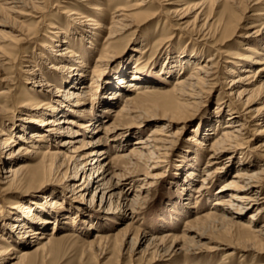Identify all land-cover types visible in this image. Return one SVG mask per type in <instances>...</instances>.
<instances>
[{
  "label": "rangeland",
  "instance_id": "obj_1",
  "mask_svg": "<svg viewBox=\"0 0 264 264\" xmlns=\"http://www.w3.org/2000/svg\"><path fill=\"white\" fill-rule=\"evenodd\" d=\"M34 1L0 0V91L7 92L0 94V133L11 135L16 141L12 150H16L24 142L18 135L27 137L35 129L30 122L37 119L40 109L49 113L53 106L61 108V102L68 104L64 100L68 72L60 70L66 58L52 55L49 46L57 54L70 49L75 55L68 61L70 66L79 68L84 61L82 83L87 85L91 80V86L86 88L90 99L82 107L72 105L76 112H56V118L65 116L73 121L65 124L77 133L73 139L76 142L69 145L61 144L70 137L63 132L57 138L37 141L41 154L15 158L8 156L3 146L6 135H0V235L7 240H0V245L13 244L18 250L27 251L19 258L20 264H264V244L259 241L249 249L254 242L248 238V229L241 225L250 220L251 227L263 225L264 209L254 219L250 216L257 206L239 218L233 213L236 209H225V204L216 203L226 195L217 188L240 168L241 159L251 168L264 167V145H260L264 143V131L255 132L262 129L256 122L264 121V74L255 83L259 88L245 106L246 121L241 118L242 104L225 92L231 78L246 74V68L256 70L262 66L256 61L264 60V0ZM137 2L143 5L134 9ZM117 6L140 14L124 22L122 26L126 27L110 40L104 38L103 30H83V19L87 18L109 24ZM58 34L65 42H52ZM214 53L217 78L202 87L194 104L171 115L165 108L175 97L172 88L176 79L193 72L196 64ZM27 69H35L34 73L45 78L56 94L52 95L50 88L34 86ZM123 72L129 74L123 77L124 92L109 98L113 92L111 84ZM136 77L142 85L139 94L128 87ZM126 94L135 97L138 109L146 114L139 119L134 118V113L123 115L120 123L111 128L103 142L108 147L107 159L137 146L133 143L135 138H145L153 127H159L163 122L160 116H164V121L172 120V135L164 144H156L158 149L149 148V156L145 148H137L143 154L140 158L134 156L132 165L126 159L115 160L117 171L124 173L119 187L128 189V196L135 193L138 201L133 212H108L107 203L90 199L95 185L86 195V191L78 192L72 187L83 178H71L74 162L68 157L83 156L95 148L86 146V141L96 135L91 131L111 122L109 109L119 108ZM37 106L40 108L35 109ZM232 111L237 114L236 120L246 124L245 136L249 135L250 140L234 146L226 168L206 177L207 183H202L205 188L195 192L203 173L221 163L222 158H209L206 144L219 133ZM53 113L45 119L55 117ZM256 113L262 116L253 118ZM56 150L66 154V165L49 169L53 162L50 154ZM41 155H45L44 159ZM19 161L28 164L29 174L35 167L42 172L19 183H5L3 172ZM190 170H194L193 175ZM262 178L264 186V175ZM26 204L33 215L15 209ZM209 210L210 217L195 219ZM18 216L27 227L38 229L46 237L53 229L50 241L42 239L46 243L39 248L33 244L25 246L24 242L31 239L24 237V227L17 226Z\"/></svg>",
  "mask_w": 264,
  "mask_h": 264
},
{
  "label": "bare ground",
  "instance_id": "obj_2",
  "mask_svg": "<svg viewBox=\"0 0 264 264\" xmlns=\"http://www.w3.org/2000/svg\"><path fill=\"white\" fill-rule=\"evenodd\" d=\"M27 1L33 2L34 0H27ZM10 4L12 3H9V5ZM142 5L143 3L137 2L135 3V5H133V8L137 9L139 6H142ZM97 9L101 10V7H98ZM113 11L115 14L112 15L111 13L112 19L109 21V24H102V23L97 22L94 19H88V18L86 20L83 19V23L85 24L83 30L85 29V27H88L91 30L92 29L93 30H96V29L103 30L105 31L104 38L107 40L108 39L110 40L113 38L115 34H117V32L122 30V27H126V25L122 26L124 25V22L140 14V12L138 13V11H132L131 9H128L123 6H117L115 10ZM85 21H89V22L86 23ZM226 28L224 30H226ZM87 29H85V31H89V32L91 31ZM61 36L62 35L60 34L55 35L53 37L55 40H52V42L53 41L65 42V39H61ZM83 36L84 35L82 34V37ZM250 48L251 47L246 46L245 49L250 50ZM49 51L52 53V55L53 53H55L54 55H59V56L65 55V57L63 58L67 59V60L65 59V62H62L63 64H61L60 70L61 71L67 70L68 72L66 76L67 79L65 82L68 88H66L64 91V100L67 101L68 104L65 105V103L61 102L63 104L61 105V108H58V107L55 108L53 106L52 108H49L48 110L49 113H45L43 112V110L40 109L38 112H41V113L39 115L37 114L36 116L37 119H34V121L30 122L31 124L30 127H33L35 129H32L33 131L27 137L25 136V134L18 135L19 139L22 142L24 141L25 143L23 142L17 145L16 150H12V146L15 145L16 141L10 137L11 135L8 136L3 131H1L0 135H6L3 141V146L5 150H7L8 156H12L15 158H19L20 156H22L21 158H24L25 156L34 157L36 153L38 154L40 153L39 149H37V146H36L37 141H41L44 138H49V137L57 138V136H60L63 132H65V134H67V136H70V137L64 138L63 141L61 142L62 145H69L72 142H76V140L75 141L73 140L74 136L77 134L76 131L71 127L65 126V124L73 123V121L69 118H66L65 116L59 117V118H56V116L59 113L64 114L67 112H76L74 109L72 111V108H71L72 105L75 107L84 106L89 101L88 99H90L88 98V90L86 88L90 87L92 83H91V80H89V83H87V85H84L82 83L83 82L82 78L84 76L83 75L84 70L82 68L85 67L84 61H81L79 68L68 65V61L70 60V58L75 57L74 53L70 49L66 48V50L58 52L57 54L56 49L52 46H49ZM57 51H60V50H57ZM66 55H68V57ZM214 58H215V53L211 55V57H208V59H206L204 62L198 65L196 64L195 70H193V72H191L190 74L186 76H184L185 74H183V76L181 75L179 79H176V81L174 80L175 87H173L172 89H173V93L175 97L173 98V101L169 100L166 103L167 105L165 108L166 110H168V112H170L171 115L179 114L182 112V110L185 107H187V105L194 104L199 98V93L201 92L202 87L206 86L207 84H209L210 82L214 81L217 78L216 71H215V65L213 64ZM256 62L262 66L258 67L256 70L255 69L251 70L249 68H246L244 70L242 69L243 71L247 73L243 75L238 74L234 78H231L226 88V91H225L228 97L237 98L236 100H239V103L242 104L243 107L240 109L241 111L240 113L242 115L241 118H244L243 121L247 120L246 116L244 115L248 113V112H244L245 110H247L245 106L248 103H250L252 94L255 93V91H257V88H259L255 86V83L259 80V77L264 74V60H257ZM26 71L29 74H31L30 79L32 80L31 83L34 86H37L41 89L50 88L49 92H51L52 95L56 94L57 90L51 87V85L48 82H46L47 80H45V78L41 79V76L39 73L35 74L34 73L35 69H31V70L27 69ZM96 71L98 70H95L94 72ZM229 72L234 74L235 70L229 69ZM126 75L127 77L129 76V74L123 72L122 75L119 76V80L111 84L113 92L111 93L112 96H110L109 98L113 99L116 96L124 92V89L122 87V81L124 79L123 77H125ZM136 79L137 80L132 81L133 84H131V80H130V82L128 83V87L130 91L135 92L136 94H139L142 88V85L139 83L140 80L138 79V77H136ZM79 82H81L80 86L77 85V83ZM242 84H245V85L242 87H239V85H242ZM5 93H7L5 90L0 91V94H5ZM135 99H136L135 97H131L130 95L126 94L125 96H123L122 104L119 108L117 107L115 109L114 108L109 109L108 113L112 115L111 122H108L107 124L103 123L102 126H97L96 129L91 131V133L96 134V135H93L92 138L86 141V146H90V147L95 146L94 149H92L91 151H89L87 154L83 156L75 155V156L68 157L69 158L68 161L72 160L74 162L71 166L73 167L72 169L74 170V176L71 178L74 179L80 176L83 178L81 182H74V184H72V187L78 192L85 193L86 191L85 193L86 195L87 192L90 191V189L95 185L93 187L94 191L91 193L90 199L95 200L96 198H98L101 203L102 202L107 203L108 212L111 210H119V209L120 210L123 209V211L127 209L133 212L134 206L136 205L138 201L137 195H134L135 193L131 196L130 195L128 196L126 195L128 192V189L123 190L122 188L119 187L120 181L123 180L124 173L122 174L117 171L118 167L115 164V160L120 159V158L126 159V161L132 165L133 162H131V159H133L134 156L139 157L143 154L142 151L137 150V148L139 149L145 148L149 156L152 153L150 152L149 148H151V150L158 149L159 146L157 145L164 144L166 142V138L172 135V132L170 130L172 120L168 119L167 121H164L166 120L164 116H160L159 118L163 120V122L162 124H160V126L158 125L159 127H153L149 131L150 133L145 138H141V137L137 139L135 138L133 143L137 146L131 147L126 153H121V154L118 153L119 155H116L112 158L107 159L108 158V155H107L108 147L103 142H105V140L107 139L106 135L111 130V128H113L117 123H120L121 118L124 117L123 115L134 113L135 114L134 118L139 119L144 114H146V112H144L145 110L143 111V110L138 109V106H137L138 102ZM174 102H176V104ZM173 103L175 107H172ZM38 108H40V106H37L35 109H38ZM56 112H59V113L56 114ZM50 113H53L55 117H48L47 119H45V116H48V115L50 116ZM257 113H259V111ZM236 115L237 114L235 111H232L231 113H229L228 116L226 117V123L222 125L223 127L220 129L219 133L214 135L212 140L206 144L207 151L209 152V158L215 159V160H217L218 158L219 159L222 158V160H221V163L219 162V165L217 167L214 166L209 171L203 173V175L199 179L200 183L198 184V187L195 192H201L205 188V183H207V180H208L207 178L212 176L211 174L215 172L216 173L222 172L226 168L227 162L232 157L231 150L234 148V146L246 143L248 140H250V138H248L249 135L245 136L246 128H247L246 124L242 122L240 119L236 120L237 119ZM260 116L262 115H259V114L253 115V118H258ZM135 119H131V120H135ZM256 123H257L256 125L262 126V129H256L255 132H258V133L263 132L264 131V121L256 122ZM92 124H90L89 126H91ZM100 132L103 134H101ZM148 141L151 142V144L149 143L150 145L147 144ZM28 142L30 145H26L28 144ZM199 144L201 145L205 143L199 142ZM260 145H264V143ZM42 152H43L42 154H46L45 152H48V150L42 151ZM71 152H75V150ZM50 155L52 157L51 162L52 160L53 162L50 164L51 166H49V169L53 167H56L57 169H59L60 167L66 165V162H65L67 159L66 154H63L61 150H56ZM43 157H45V155L44 156L41 155V158ZM90 158H91V162H90ZM206 164L208 163L206 162ZM238 166L240 168L234 170L233 173H231L230 177L219 188H217V191H220L223 194L225 193L226 195L223 198H221V201L220 199H218L216 203L225 204V209H229V210L230 208L236 209L237 211L235 210L233 211V213L239 216V218L240 216H243L248 210L253 209L257 206V209L256 210L254 209L255 211H253L250 216L251 219H254V217H256V215L261 213L264 209V186L262 185V181H263L262 175H264V167H261L258 169L251 168L250 166L243 164L242 159L240 160V163ZM35 168H34L35 171L34 169L32 171L30 170L31 172L29 174L28 164H26L25 161H19L15 166H8L3 172L4 176L2 178L4 180H7V182L5 183H19L20 181H23L24 179L34 177L40 169V168L38 169L37 167ZM40 171L42 172V170ZM189 172H190L189 173L190 175L194 174V170H190ZM145 176H149V175L145 174ZM203 182L205 183L202 184ZM135 191H139V189H135ZM15 209L20 210L22 214L24 215H33L32 213L33 211L30 210V206L27 204L18 205L17 208ZM211 214L212 212L211 210H209L208 212H206L205 214H202L201 216L199 215L195 216V219H200L203 216L210 217ZM21 216H18L15 219L16 220L15 222H20L19 225L17 226L24 227V231H23L24 237L31 239L30 242H27V241L24 242L25 246H27L28 244H33V245H36V248H39V247L44 246L46 243V242H43L42 239H45L48 241L50 238H52L51 234L53 232V229L50 232L51 234H48V236L46 237V235H44V233H40L38 229H31L30 228L31 226L27 227L26 223L23 222ZM201 221H202V218H201ZM252 224H253L252 220H250L249 223L248 222L245 223L244 225L241 224L243 227L248 229L249 240L251 241L253 240L254 242L253 246H249V249L253 248L256 245V243L260 244L259 241H261L264 244V224L261 226L259 225V227L257 228L251 227L253 226ZM0 240H6V239L5 237L0 235ZM160 240L161 239H159V241ZM261 249H264V248H261ZM26 252L27 251L18 250V248L15 247L13 244L5 245V246L0 245V264H20L19 258L22 255L26 254ZM12 259H15V261H12Z\"/></svg>",
  "mask_w": 264,
  "mask_h": 264
}]
</instances>
